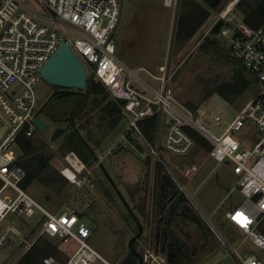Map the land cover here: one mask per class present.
Segmentation results:
<instances>
[{
    "label": "built area",
    "instance_id": "1",
    "mask_svg": "<svg viewBox=\"0 0 264 264\" xmlns=\"http://www.w3.org/2000/svg\"><path fill=\"white\" fill-rule=\"evenodd\" d=\"M239 1L227 0L221 10L214 13L208 33L213 36L211 29L217 21L222 22L216 37L228 42L230 56L252 75L259 88L216 136L198 124L200 116L175 100L166 89L164 66L158 68L160 76H155L143 68L129 70L116 58L113 36L120 22L121 0H0V225L12 214L32 217L38 212L43 217L30 243L16 226L7 224L0 235V247L8 244L10 234L26 244L25 251L37 238L44 237L67 247V259L62 263L46 257L42 264H96L98 261L110 264L87 244L91 229L82 221L79 211L70 207L67 211L61 209L52 213L20 185L25 172L17 164L20 153L13 146L18 147L20 134L31 137L39 132L34 124L37 117L35 86L42 81L40 70L43 65L56 53L59 45L65 43L86 72L89 69L94 73V80L102 84L109 97L119 104L124 129L116 142L118 146L115 144L106 155L116 147L131 148L143 150V159H146L149 149L151 156L160 159L159 150L162 149L170 158L185 160L196 147L187 130L198 132L212 148L204 160L191 164L184 176L191 180L206 160L231 163L232 172L237 176L235 189L242 201L224 212V222L242 236L237 249L249 242L256 250L264 252V235L258 231L264 220V22L257 28L247 26L236 12ZM31 2L36 7L30 6ZM177 2L163 0V5L175 9ZM139 72H145L158 82V88L139 77ZM132 82L141 90L134 88ZM149 118H156L152 141L139 127V122ZM214 124L221 125L219 116L214 117ZM161 126L165 131L162 148L157 143ZM249 127L257 130L256 141L244 139L243 131ZM73 160L80 163V169L73 165ZM64 162L60 173L71 184L80 186L83 181L78 176L88 171L85 165L73 152L64 156ZM166 170L173 183L179 184L174 172L167 167ZM67 172L72 178H67ZM201 218L210 225L203 214ZM217 236L221 245L228 249L232 264H264L260 260L262 254L231 251L223 238ZM141 256L143 264H167L165 256L151 248H145Z\"/></svg>",
    "mask_w": 264,
    "mask_h": 264
},
{
    "label": "rangeland",
    "instance_id": "2",
    "mask_svg": "<svg viewBox=\"0 0 264 264\" xmlns=\"http://www.w3.org/2000/svg\"><path fill=\"white\" fill-rule=\"evenodd\" d=\"M29 5L36 7L32 2ZM176 8L165 7L163 0H124L120 22L113 36L114 55L132 71L143 68L155 76H160L158 68L164 66L166 89L171 91L175 100L201 117L198 124L204 125L211 134L219 136L230 120L255 96L259 84L246 71L253 79L248 90L234 104H228L221 99L214 90L219 84L230 79L235 65L229 54L228 42L222 37L210 36L208 33L209 26L215 18V12H212L207 24L185 46L177 49L173 41ZM207 40L216 42L219 51L200 49V46ZM90 74L91 71L87 69V77ZM139 77L158 88V82L150 79L145 72H139ZM132 86L141 90L135 82H132ZM56 89L60 90L59 92L64 90L58 87ZM72 91L78 95L76 92L79 91ZM35 94L37 117L46 124V129L43 132L39 131L35 138L37 141L44 142L50 152L56 151L62 136L52 143L50 142L52 131L56 127H65V120L72 106L78 103L79 98L74 96L68 102L67 96L53 92L52 88L43 81L36 84ZM215 116L221 118L220 126L214 124ZM124 125V121H121L116 130L101 138V146L93 150L98 158H101L102 165L125 198L127 197L125 191L128 187L133 186L134 189L139 187L141 190L148 180L152 181L153 178L157 180L156 166L159 163L164 169L160 175H167L166 167L173 171L179 184L184 187L191 200L211 225L201 218L203 229L199 231L200 233L194 227L190 229L191 242L195 245L197 252L194 264H232L228 258V249L221 245L217 235L223 238L231 251L236 250L240 254L247 252L262 254L263 257L260 260L264 263V252L256 250L249 242L237 249L242 236L224 222V212L242 201V197L235 189L237 176L232 172L231 163L218 164L212 160H206L199 172L188 180L184 174L185 170L194 163L191 156L185 160L173 159L161 149L159 150L160 159H157L150 155L148 149L149 163L145 164L147 158L143 159V150L116 147L110 155H106L110 148L117 145L116 142L120 139ZM243 136L246 141H256L259 134L255 128L249 127L243 131ZM164 142L165 131L161 126L157 139L158 146L164 147ZM13 149L19 152L17 146H13ZM116 150L118 152H115ZM58 160L60 171L65 166L64 157ZM86 169L87 172L78 176L83 181L82 184L79 186L68 181L61 195L53 194L38 182L29 185L25 192L52 213L61 209V211H67L70 207L83 212L82 221L91 229L87 244L110 264H119L128 254L126 236L136 233L137 226L97 164L90 168L86 167ZM86 176H89L88 180L85 179ZM47 194L50 196L49 200L46 199ZM134 206L130 205L133 211ZM137 218L140 221V218ZM42 220L43 217L38 212L32 217L9 215L0 225V235L3 234L7 224H12L30 243ZM127 221L131 231L128 234L125 233ZM31 230L34 232L33 236L29 235ZM7 240L8 244L0 247V264H17L26 249V244L12 234L7 236ZM142 241H144V233L137 243H142ZM96 264H101V262L98 261Z\"/></svg>",
    "mask_w": 264,
    "mask_h": 264
},
{
    "label": "trees",
    "instance_id": "3",
    "mask_svg": "<svg viewBox=\"0 0 264 264\" xmlns=\"http://www.w3.org/2000/svg\"><path fill=\"white\" fill-rule=\"evenodd\" d=\"M212 1L213 0H178L173 32V41L177 49L185 46L194 35L207 24L212 12L220 11L221 7L227 2V0H223L221 6L214 7ZM236 12L242 16L247 26L257 28L264 22V0H240L236 6ZM218 48L216 42L212 40H207L200 46V49H207L215 52L219 51ZM233 61L235 67L232 69V76L229 80L219 84L214 90V92L228 104H234L244 92L248 90L253 81L246 70L234 59ZM79 92H76L78 95L73 93V91L71 92V90L57 92L61 93L62 96H67L68 102L74 96L79 98L77 104L73 106L70 104L72 109L65 120L66 124L70 123L73 114L84 102V92ZM121 121L122 114L119 104L109 97L102 84L93 80L90 85L87 105L75 118V126L80 132V135L92 150L94 148L97 149L102 144L101 138H104L110 132L116 130ZM155 122L156 118H149L148 120L139 122L140 129L151 141L153 139ZM187 132L196 143V147L190 156L194 163H200L211 150L212 146L198 132L193 130H187ZM37 134L38 132L28 137L26 134L22 133L17 141L20 153V160L17 164L25 172V178L20 184L22 189L26 190L33 182H38L49 189L53 194L61 195L69 182L58 170V166L60 165L58 158H63L70 152H73L82 161L85 167L90 168L96 165L91 153L72 129L62 136L56 151L53 152L47 149L44 142L36 140L35 136ZM117 150L115 152H118ZM144 163H149V157H147ZM157 164L156 175L159 182V179H161L160 172L164 169L162 165L159 163ZM118 177L121 180L119 174ZM140 192L139 187L131 192L133 200L139 199L134 206V210L139 214L144 210L143 203H140ZM46 199H50L48 194L46 195ZM83 215L84 213L79 211V216L81 218ZM229 229L231 230L230 227ZM31 231L29 235L32 234L33 236L34 232L33 230ZM258 231L264 235V220ZM46 257H53L65 263L67 259V247L56 245L44 237H39L24 253H22L17 264H42L43 259ZM119 264H138V261L132 253H129Z\"/></svg>",
    "mask_w": 264,
    "mask_h": 264
},
{
    "label": "water",
    "instance_id": "4",
    "mask_svg": "<svg viewBox=\"0 0 264 264\" xmlns=\"http://www.w3.org/2000/svg\"><path fill=\"white\" fill-rule=\"evenodd\" d=\"M222 1L223 0H213L212 4L214 7H218L220 6ZM123 4H124V0H121L120 18L122 14ZM221 23L222 22L220 20L215 23V25L211 29V35L216 36L218 34ZM40 76H41V80L51 88L58 87L64 90H75V91L84 92L85 99H84L82 106L73 114L70 123H67L65 127H56L52 131L50 142L53 143L55 140L63 136L70 129H72L76 133L80 141L87 148V150L91 153L93 160L96 162L97 166L103 173L105 179L111 186L117 198L120 200V202L122 203L127 213L131 216V218L135 222L138 231L129 240L127 244V248L129 249L130 253H132L136 257L138 264H143L142 256L132 246L133 242L141 236L143 232V226L141 222L138 220L133 210L131 209L126 199L124 198L123 194L121 193V191L119 190L115 182L113 181L112 177L109 175L105 167L102 165L101 160L95 154L94 150H92L89 147V145L80 135V132L75 126L76 116L87 105V102L89 99L90 85H91V82L94 80V73H91L90 76L87 77V72L82 62L76 57L74 52L70 49V47L67 44L61 43L56 53L53 56H51L49 60L41 68ZM34 124L36 125L38 130L41 132H43L46 129V124L39 117L34 118ZM169 182H173L169 176H167L166 179H164L161 182L159 211H162L164 209V205H165V201L167 197L166 187L167 185L171 184ZM179 214L181 217L190 219L193 222H195L198 226L202 227L201 216H199L198 213H195L191 208H187V209L183 208L181 209ZM160 233H161V222L159 220L157 224V228H156L157 239L160 236ZM157 246H158V243H157ZM178 251L181 256H184L186 260L188 259L179 248H178ZM161 253L165 254L163 250H161ZM165 255H166L165 258H166L167 264H178L177 262L179 260L178 259L175 260L173 256H171V253L170 254L166 253Z\"/></svg>",
    "mask_w": 264,
    "mask_h": 264
},
{
    "label": "flooded vegetation",
    "instance_id": "5",
    "mask_svg": "<svg viewBox=\"0 0 264 264\" xmlns=\"http://www.w3.org/2000/svg\"><path fill=\"white\" fill-rule=\"evenodd\" d=\"M52 91L57 93L60 90L52 88ZM166 177L167 176H161L159 182L158 179L156 180L155 178H153L154 180H148L146 184L141 187L142 189L140 191H143L141 192V194L139 193V198L140 203L142 202L144 205V210L140 214L135 210L133 212H136L135 215L140 218L141 224L143 226L142 234L144 233V241L139 244L137 243V240L142 236L141 234V236L133 242L132 246L140 255L145 248H151L154 252L160 253L165 257L166 253H171V256H173L175 260L178 259L180 261L177 262L178 264H194V258L197 252L195 250V245L191 242L190 229H192L191 227H194L198 229L199 232L203 229V225L202 227H200L192 220L181 217L179 213L183 208H191L195 213H198L199 216L201 215L192 202L191 198L188 196L187 192L183 189L184 187L173 182H169L171 184L167 185L166 187L167 197L164 209L162 211H159L161 182L166 179ZM133 189V186L132 188L128 187L125 191L127 197L125 198V196L123 195L126 201H128L132 206L135 205L136 201L138 202L139 200L132 199L131 192L133 191ZM159 220L161 222V233L157 239L156 228ZM126 226L127 229L125 230V233L127 232L128 234V232H131L129 229V222ZM137 230L138 229H136V233ZM136 233H132L131 235L126 236L127 244ZM140 245L141 248H139ZM178 248L188 258V262L184 258V256L180 255ZM161 250H163L165 254H162ZM129 253L130 251L128 249V254Z\"/></svg>",
    "mask_w": 264,
    "mask_h": 264
},
{
    "label": "bare ground",
    "instance_id": "6",
    "mask_svg": "<svg viewBox=\"0 0 264 264\" xmlns=\"http://www.w3.org/2000/svg\"><path fill=\"white\" fill-rule=\"evenodd\" d=\"M72 163L77 169H80L81 165H80L79 162L73 160ZM67 176H68L67 178H72V175L70 173H68V172H67Z\"/></svg>",
    "mask_w": 264,
    "mask_h": 264
},
{
    "label": "crops",
    "instance_id": "7",
    "mask_svg": "<svg viewBox=\"0 0 264 264\" xmlns=\"http://www.w3.org/2000/svg\"><path fill=\"white\" fill-rule=\"evenodd\" d=\"M166 176H169V175H166ZM164 178V177H163ZM189 196V195H188ZM193 202V201H192ZM194 203V202H193ZM195 205V203H194ZM195 207L198 209V211L202 214V212L200 211V209L195 205Z\"/></svg>",
    "mask_w": 264,
    "mask_h": 264
}]
</instances>
